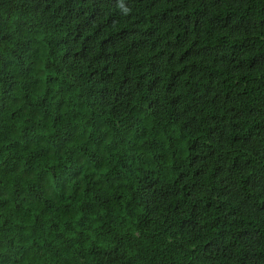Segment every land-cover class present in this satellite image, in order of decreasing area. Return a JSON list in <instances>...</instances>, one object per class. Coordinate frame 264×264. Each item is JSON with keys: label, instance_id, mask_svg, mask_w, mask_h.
<instances>
[{"label": "trees", "instance_id": "16d2710c", "mask_svg": "<svg viewBox=\"0 0 264 264\" xmlns=\"http://www.w3.org/2000/svg\"><path fill=\"white\" fill-rule=\"evenodd\" d=\"M0 264H264V0H0Z\"/></svg>", "mask_w": 264, "mask_h": 264}]
</instances>
